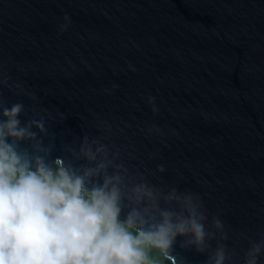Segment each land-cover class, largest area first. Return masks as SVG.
I'll list each match as a JSON object with an SVG mask.
<instances>
[{
	"label": "water",
	"instance_id": "obj_1",
	"mask_svg": "<svg viewBox=\"0 0 264 264\" xmlns=\"http://www.w3.org/2000/svg\"><path fill=\"white\" fill-rule=\"evenodd\" d=\"M17 102L50 159L88 135L132 178L198 195L225 264L264 239V0H0V103Z\"/></svg>",
	"mask_w": 264,
	"mask_h": 264
},
{
	"label": "clouds",
	"instance_id": "obj_2",
	"mask_svg": "<svg viewBox=\"0 0 264 264\" xmlns=\"http://www.w3.org/2000/svg\"><path fill=\"white\" fill-rule=\"evenodd\" d=\"M24 112L22 102L0 103V264H183L174 255L178 237L181 249L211 250L205 264L233 260L220 243L224 222H209L198 195L132 178L117 162L118 149L88 135L78 147H64L70 158L50 159L55 146L44 143L46 121L22 125ZM249 243L244 264H258L264 239Z\"/></svg>",
	"mask_w": 264,
	"mask_h": 264
},
{
	"label": "trees",
	"instance_id": "obj_3",
	"mask_svg": "<svg viewBox=\"0 0 264 264\" xmlns=\"http://www.w3.org/2000/svg\"><path fill=\"white\" fill-rule=\"evenodd\" d=\"M150 256L154 259L160 260L161 258L159 257L158 253H156L155 251H153L152 253H150ZM162 264H170V262L167 261H162Z\"/></svg>",
	"mask_w": 264,
	"mask_h": 264
}]
</instances>
